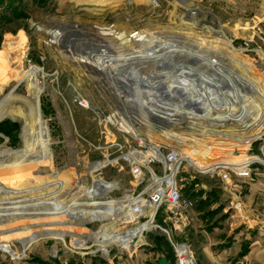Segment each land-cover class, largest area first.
Listing matches in <instances>:
<instances>
[{
    "label": "rangeland",
    "instance_id": "1",
    "mask_svg": "<svg viewBox=\"0 0 264 264\" xmlns=\"http://www.w3.org/2000/svg\"><path fill=\"white\" fill-rule=\"evenodd\" d=\"M178 7L182 12L185 7L194 10L192 18L181 10L176 12ZM153 8L156 11L150 12ZM47 21L79 22L88 26V30L97 24L131 33L126 40L113 43L109 55L104 52L100 56L95 53L106 46L105 43H85L84 38L93 40L95 37L83 30L80 46L75 51L69 49L71 53L66 54L65 49L46 39L45 35L57 39L55 30L41 26ZM134 34H139L134 37L136 43L132 46L136 48L129 49L138 50L144 45L141 43L148 40L149 44L144 45L146 49L140 53H172L174 64L191 69L188 76L165 69L159 70L158 76L163 83H171L181 94L185 93L186 100L194 101L191 90L202 97L213 95L221 107L220 114H216L218 117L211 116L213 119L225 120L237 107L248 108L249 118L237 129L230 125L218 128L213 124L215 121L209 120L193 124L199 116L195 112L184 115L163 110L166 101L158 102L164 106L161 108L154 101L131 104L130 90L122 88L110 73L98 67L96 74L90 66L112 62L119 58L122 50L127 54V43L133 42ZM187 44L192 47L190 53L184 50ZM176 54L182 56L176 57ZM139 59L128 57L131 61L139 62ZM221 61L223 65H219ZM224 65H228L227 70ZM5 67L10 75L36 70L44 79L30 76L28 82L13 80L0 88V113L2 108L10 113L8 116L0 114V156L9 153L16 165L26 166L18 157L23 153L22 129L26 123L16 120L15 113L28 97L27 84L35 81L42 82L45 89L35 102L33 124L37 130L46 131L47 139L33 147L37 158L29 169L10 175L5 173L0 181V264H153L157 251H171L167 233L154 230L155 223L166 227L159 220L150 222L154 208L148 195L159 189L153 184L167 172L164 173L162 163H151V158L148 160L144 155L147 145H150L149 151L153 154L157 151L160 157L167 150H175L185 157L178 160L173 177L181 195L193 203L187 211V230L213 231L217 238L228 235L227 242L235 235L242 243L259 238L264 228V108L257 107L264 104V0H0V74ZM210 71L216 74L211 75ZM241 74L244 76L240 79L241 86L252 85L253 98L238 95L239 91L234 94L229 89L233 84L228 76L240 77ZM185 80L194 85L186 87ZM201 85L205 89L200 92L196 87L201 88ZM209 89L211 94H207ZM158 92L159 89H155V94ZM253 103L254 107L250 108ZM153 109H157L156 112ZM159 110L161 113H157ZM239 115H235L237 121L242 116ZM119 120L131 129L124 130ZM226 134H229L228 139ZM243 138L245 141H241ZM143 141L146 145L140 149L141 157H146L147 161H142L139 175L134 174L137 168L130 164L132 159L126 158L132 156L135 149L138 151L137 144ZM208 146L213 149H207ZM206 150H211V154H205ZM235 156L257 158L263 163H251L246 171L237 174L230 168H219L211 174L188 162L217 158L223 159L219 161L223 163L237 160ZM0 161L3 166V157ZM95 166L98 170L93 173ZM12 169L10 166L3 170ZM28 172L31 176L25 179L32 180L30 187L19 177ZM152 175L158 179L153 180ZM16 177L19 178L16 180ZM85 194L86 197H82ZM126 198H133L131 204L140 200L138 205L144 210L146 221L119 225L101 243L86 239L101 225L120 217L126 208L124 204L93 213V218L69 217L74 209ZM79 202L82 204H77ZM161 208L163 211L166 205ZM57 231L60 236H56ZM175 235L171 233L174 239ZM60 237L62 241L55 239ZM132 239L137 240L136 248L132 247L134 241L123 251L126 248L122 245H129ZM103 245L108 250L106 258L99 251Z\"/></svg>",
    "mask_w": 264,
    "mask_h": 264
},
{
    "label": "bare ground",
    "instance_id": "2",
    "mask_svg": "<svg viewBox=\"0 0 264 264\" xmlns=\"http://www.w3.org/2000/svg\"><path fill=\"white\" fill-rule=\"evenodd\" d=\"M154 10H155V8L151 9L150 12H153ZM180 10L181 9H179V7L176 8V12L180 11ZM192 11L195 12L194 10L188 9L186 7L184 9V12H182V10H181L182 14H185L186 16H189L190 19L192 18V14H191ZM132 20H134V19H132ZM41 26H43L45 29L49 28V29L55 30V33L57 34V39H53L51 36L45 35L47 37L46 39H48L50 44L57 45L58 47H60V49H63V50L65 49L66 50V54H70L71 53V52H69L70 51L69 49H74L73 51H75V49H77V47L80 46V44H81L80 40H82V37H84L83 34H82V32H84L83 30L89 31L95 37L93 40H89L87 38L89 41L86 38H84V42L85 43L86 42H93V45L96 44L97 42H104L105 43L106 46L99 48L97 51L95 50L96 51L95 55H100V56L104 52H108V55H109L110 49L114 47V45H112V44L113 43H118L121 40H126L129 37L128 36L129 33H131V32H129V33L121 32L122 30H120V29H117V30L113 31L109 26H103V25H99L98 26L97 24L91 26L90 29L88 30L86 28L88 26H86L84 24H80L79 22H74V23H70V24H63V23L58 22V21H47V22H44V24H42ZM156 32H157V30H156ZM219 33L217 35L218 38H220ZM138 35L139 34H136V35L134 34V36H132V38L130 37L133 42L132 43H130V42L127 43V45H129L128 49H126L127 54L124 53L125 54L124 55L123 54V52H124L123 50L120 51V52L118 50V52H119L118 53V55H119L118 57L119 58L111 60L112 62H105L104 64H102L100 66H97V65L96 66H94V65L90 66V67H93V72H95V73L96 72L99 73L97 68L100 67L98 69H100L102 72L103 71L108 72V73H110V75L114 79L118 80L119 83H121L123 85L122 88H124L125 90H130V92H129L130 96H128L127 94L126 95L128 96V99L131 100V104L135 103L136 101L141 102L142 105H143V103H151L153 101H154V103H156V102L158 103V102H161V101L162 102L166 101L165 107L161 106L159 103L157 105L160 106V108L164 107L163 110L164 109H169V111L173 112L174 114L180 112V113H182L184 115H188V113H190V112H195L196 115H199V116H196L197 120H196V118H191V120L195 119L197 121V122H192L193 124L194 123L197 124L198 122L201 123V121H199V120H204V121L209 120V121H215L216 123H213V124H215V126H218V128H222V127L226 128V127H228V125H230L229 127H236L234 129H237V127L241 123H243L244 121H246L247 118H249V116H247L248 108L247 109H241V107L240 108L237 107V109L233 111L232 115H230V116L228 115L229 117H227L225 120L222 117L213 119L211 116L216 115V114H220L219 109L221 107H219V105H217L218 104L217 103L218 98H215L213 95L212 96H210V95L206 96L205 95V97L203 95V97H202V96L198 95L199 92H196V94H194L195 91L193 92V90H191L190 95L192 94L191 96H193V100L195 102L192 101V100L191 101L190 100H186L185 96H183V94H185V93L181 94L180 90L178 91L175 87H174L175 88L174 89L173 85H171V83L170 84L163 83V80L159 79V77H158V76H160V71L159 70L165 69L167 71L174 72V73H177L178 75L182 76V75H187V74L189 75V73H190L189 71L191 69L188 66H184L183 67V64H180L179 66L177 64H174L173 61L175 59H173L172 53L171 54L165 53L164 55H161L157 51H153V52H149V53H144L142 51L140 53L141 50L146 49V46H144V45L149 44L148 40L147 41L144 40V39H143L144 41L141 40V41H143L141 44L143 45V43H144V45H143V47L139 48L138 50L136 49V50L133 51V49H129V48H134V49L136 48V47H132V46L135 45V43H136L135 38ZM115 39H117L118 41L115 40ZM141 44H140V46H142ZM184 48H185L184 50H187L189 53L192 51V49H191L192 47L188 46V44L186 46H184ZM190 49H191V51H190ZM129 50H132V51L128 52ZM113 52H115V51H113ZM188 52H186V53H188ZM204 52H206V51H204ZM113 54L114 53H112V55ZM180 54H176V57H181L182 55H180ZM182 54H184V53H182ZM190 55H192V54H190ZM111 56H110V58H111ZM128 57H137V58L139 57L141 59H139L140 60L139 62L135 61V60L131 61V60H128ZM183 59H184V57H183ZM116 61H118V63H116ZM170 61H172V62H170ZM222 61L225 62L224 60H222ZM222 61H221V63L219 65H223ZM119 62H123V63H119ZM217 62H219V60H217ZM224 66H225L224 70H227L228 69V67H227L228 65L227 66L224 65ZM6 68L7 67H5L3 72H1V74H0V88H3L5 86V84H7L9 81H13V80L17 81L18 83L19 82L24 83L25 80L28 82V80L30 79V76H32L33 78L35 77L36 80H38L37 78H39L40 80L44 79V75L41 72L36 71V70L35 71H31L29 69V70H27V71H25V72H23L21 74H16L14 72L16 75H14V74L10 75V73H8L9 72L8 69H6ZM155 69L158 72L154 73ZM152 70H154V71H152ZM214 72L215 71H210L209 74L212 75ZM2 74L5 75L6 77H2L1 78V76H3ZM8 74L10 75L9 77H8ZM214 74H216V73H214ZM242 74L240 75V77L239 76L238 77L237 76L236 77L232 76V78H230L229 77L230 75L228 76V78H229L228 81H232V84H233L231 86L232 88L230 87L229 89H232L231 91H233L234 94H235L236 91H239V93L236 92V93H238V95L246 94V97L249 96L250 98H253L254 96L251 97L253 95V92H254L253 88H251L252 85L250 86V84L248 83V84H243V86H241L240 79L244 77ZM219 79H220V77H219ZM223 80H220V81H223ZM182 81H180V83ZM187 81L188 80H185V82H184V84L186 83V87L190 88L189 85H194V82H188L187 83ZM212 81H214V80H212ZM111 83H112V81H111ZM164 84H166L165 88H162V89L158 88L160 85L164 86ZM27 86H28V97L25 99L24 103H22L23 105H22L21 110L20 111H16V113L14 112L15 115H17L16 116V120H18L20 122L25 120V123H26V125L23 126V129H22V133H23V135H22V139H23L22 141L23 142L22 143H23V147H24L23 148V153L22 154H18L19 159L21 161H23L22 165L23 166L26 165V166H24V167L21 166V168H20L19 165H16V163L13 162L12 156L10 157L11 154H9V153L1 154L0 158L3 157L4 165L0 166V181H1V179H4L3 177L5 176V173L10 175V173H13V172H16V171L19 173L20 171H26L27 169H29L30 168L29 167L30 163H32L33 160L35 158H37L36 152H33V147L38 145V144H40V143H42V142H46V139H47L46 131L45 130H40V131L37 130L35 128L34 124H33V117H34L33 114L35 113V107H36L35 102L36 101L38 102L39 95L43 91V89H45V86L42 84V82H39V81H35V82L30 83V84L28 83ZM124 89H122V91H124ZM155 89L156 90L159 89L160 93L158 92V94H155ZM196 89L200 90V92H201V91H204L205 87L203 85H201V88L199 86H197ZM206 91H207V94H209V93L211 94V92H212V90H210V89H209V91L208 90H206ZM221 96H222V94H221ZM223 98L224 97H222V100L226 101V99H223ZM146 101H148V102H146ZM259 105L257 106L258 109L264 108V106H263L264 104L260 105V106ZM253 107H254V103L250 105V108H253ZM127 109L129 111V108H127ZM156 110L157 109H155L154 111L156 112ZM8 111H9L8 109L2 108L0 114L2 116H8V115H10V113ZM141 112H142V110H141ZM157 113H161V111L159 110ZM236 113H239L240 115H242V116L239 115L240 118L239 117L238 118L240 120H238V121L236 120V117H235ZM114 115H115V113H114ZM216 117H218V116L216 115ZM201 118H203V119H201ZM118 123H121V127L124 128V130L131 129L130 125L124 123L123 121H120ZM217 123H219V124H217ZM225 130H227V129H225ZM255 134H257V131L255 132ZM228 137H229V134H226L225 138L228 139ZM255 141L263 142V141L257 140V139ZM255 141H254V144H255ZM263 144H264V142H263ZM137 145H138V149H137L138 151H136V149H135L134 153H132L133 155L132 156L128 155L126 159L129 160L131 158L132 162L130 164H132V166H134L135 168L139 169L140 165H142V161L146 160L145 159L146 157L145 158L141 157V156H143V154H142L143 152H141L140 149H141L142 145H146V144L143 141V143H139ZM209 147L211 149H213L211 146H208L207 149H209ZM263 148H264V145H263ZM149 149H150V145H147V151H145V153H144V155L147 156L148 160L154 156L153 152L149 151ZM210 151L206 150L205 154H209ZM137 152H141V153H137ZM210 154H211V152H210ZM176 158L178 160H182V159L184 160L185 157H184V155L180 156V155L177 154ZM204 158H206V157H204ZM236 158H238V157H236ZM246 158L247 157L241 156V158L239 157L237 160H235V159L232 160V161H230V160L225 161L224 160L225 162H223V163L219 162V161H222L223 159H217V158L216 159L212 158L213 160L212 159L211 160L213 162L212 161H206V160L204 161L203 159H202L203 161L199 160L197 162H192L191 160H188V162H189V164L191 166H193L195 168H198L199 170H202L205 173L210 172L211 174H213V173L218 172L219 168H222L223 170L225 168H230V171H232V172L237 174L239 172L241 173V172L246 171L247 170V165L252 163V162L251 163H247V162H250L249 161L250 159H246ZM248 158H251V157H248ZM38 161H39V159H38ZM35 162L36 161H34L33 163H35ZM10 166H13V169L10 172L6 171V170H3L4 168L10 167ZM16 166H18V167H16ZM92 169H93V173H94V172H96L98 170V166L92 167ZM166 172H167L166 176H171L172 175L171 171L167 170ZM139 175H141V174H139ZM28 176H31L29 174V172L25 173V174H20V176H19L20 180L22 179V181L26 182V185H25L26 187H30V186H28V184H30V182L32 181L31 180V181L28 182V180H26L27 179L26 177H28ZM19 177H16V180ZM156 179H158V178H154L153 180H156ZM160 182H162V179L157 180L155 182V184H153V185H156V188L157 187L159 188L158 190L154 189V191H158L159 193H162L161 188H160L161 186L159 184ZM154 191H152V193ZM78 195H81V194H77V196ZM35 196H36V198H40V196H38V195H35ZM82 197H86V194L84 196H82ZM130 200H133V198H131V199L130 198H126V199H123V200H120V201H109V202H105V203L103 202L104 204H99V203L95 202V203H93V205L91 204V205L85 206L81 210L74 209V211L72 213H69V217H70V219H74L75 217L76 218H79V217H81V218H87V217L93 218V213L97 214L102 209L110 208V207H113V206L123 205L124 204L126 208H125V211H123V213L121 214L120 217H118L116 220L111 221L110 223L101 225L99 227V229L95 233H93L91 231L92 233L89 235L88 239H86L88 242L101 243V242L105 241L107 239V237L111 233H113L114 229L116 227H118L119 225L126 224V223L131 222V221H138L140 216H144V214H143L144 210L142 211L141 208H140V205H138L139 204L138 202L140 200H138V202H136L134 204H131L132 202H130ZM149 203L151 205H153V208H154L153 213H152V215L150 217V220H151L150 222L154 223L153 222V215H154L155 207H157V205L154 204L152 201H150ZM77 204H82V203L79 202ZM71 207H72V205H71ZM134 208H136V209L139 208L140 212H139V210H137L136 213H133L132 211H133ZM14 210H16V208ZM45 216H47V215H45ZM61 217H64V216H61ZM67 219H69V218H67ZM57 224H61V223H57ZM3 226H4V224H3ZM3 226H2V228H3ZM154 226H155L154 229H156V224ZM56 236H60V233L58 231H57V235ZM55 239H59L61 241L63 240L62 237L55 238ZM128 246L129 245H127V244H123L122 248L128 249ZM99 251L102 252L101 253L102 257H104V258L107 257L108 250H107V247L105 245L101 246Z\"/></svg>",
    "mask_w": 264,
    "mask_h": 264
},
{
    "label": "crops",
    "instance_id": "3",
    "mask_svg": "<svg viewBox=\"0 0 264 264\" xmlns=\"http://www.w3.org/2000/svg\"><path fill=\"white\" fill-rule=\"evenodd\" d=\"M241 141H245V138ZM247 159H250V162L247 163L260 162L261 160L252 157H247ZM161 231L165 232L163 229ZM175 236L174 242L184 243L188 246L195 264H264V228H261L259 238L246 240L243 243L236 238V235L227 242L228 235L225 238H217L216 232L197 229H186L183 233ZM135 248L134 245L133 249ZM170 248L171 251H157L158 254L153 259V264H158V260L163 256L171 264H174L175 258L171 245Z\"/></svg>",
    "mask_w": 264,
    "mask_h": 264
},
{
    "label": "built area",
    "instance_id": "4",
    "mask_svg": "<svg viewBox=\"0 0 264 264\" xmlns=\"http://www.w3.org/2000/svg\"><path fill=\"white\" fill-rule=\"evenodd\" d=\"M177 154L178 152L175 150H167V152H164L161 157L157 154V151H155V154H153L154 156L151 158V163H162L165 167L163 168L164 173L166 172V170H168L172 172V175H163V177L160 178L162 179V182L159 183L161 186L160 188L162 193L154 191L153 193L148 195V201H152L154 204L157 205V207H155L153 215V222L155 223V221L157 222V220H159L160 223L166 228H162L160 225L155 223L156 229L154 230L164 229L167 233L166 235L169 237V243L174 253V264H195V261L189 251L188 246H186V244L184 243L174 242L171 236V233L173 234V232L175 234H179L183 233L186 230L187 225L189 223L187 211L193 207V203L191 202V200L181 195L180 190L178 189L176 181L173 177V173L175 172V166L177 163H179L178 159L176 158ZM134 174H140V172H138V169L134 172ZM151 178L154 179L156 177L152 175ZM163 205H166V208L161 211V207ZM137 210H139V208H134L132 212L136 213ZM143 219L144 216H140L137 223L140 224ZM144 220L146 221V219ZM137 223H134L135 226L137 225ZM134 241V245H136L137 240L132 239V241L129 243L128 249ZM134 245L132 247H134ZM128 249L123 251H127Z\"/></svg>",
    "mask_w": 264,
    "mask_h": 264
},
{
    "label": "water",
    "instance_id": "5",
    "mask_svg": "<svg viewBox=\"0 0 264 264\" xmlns=\"http://www.w3.org/2000/svg\"><path fill=\"white\" fill-rule=\"evenodd\" d=\"M158 264H171V263L166 259V257L163 256L158 260Z\"/></svg>",
    "mask_w": 264,
    "mask_h": 264
}]
</instances>
